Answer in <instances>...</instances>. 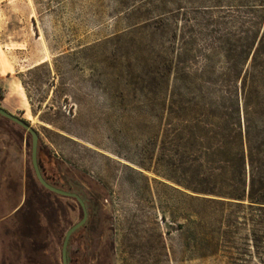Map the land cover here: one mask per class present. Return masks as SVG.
Segmentation results:
<instances>
[{
  "label": "rangeland",
  "instance_id": "1",
  "mask_svg": "<svg viewBox=\"0 0 264 264\" xmlns=\"http://www.w3.org/2000/svg\"><path fill=\"white\" fill-rule=\"evenodd\" d=\"M259 6L0 0V109L37 134L42 165L87 210L68 264H264V212L188 199L163 178V66L187 48L195 70L227 33L260 37ZM81 218L37 183L30 137L0 117V264H61Z\"/></svg>",
  "mask_w": 264,
  "mask_h": 264
},
{
  "label": "trees",
  "instance_id": "2",
  "mask_svg": "<svg viewBox=\"0 0 264 264\" xmlns=\"http://www.w3.org/2000/svg\"><path fill=\"white\" fill-rule=\"evenodd\" d=\"M217 42L202 49L195 70L187 48L183 61L176 56L163 66V178L188 199L264 212V28L260 37L227 33ZM37 159L44 181L59 189Z\"/></svg>",
  "mask_w": 264,
  "mask_h": 264
},
{
  "label": "water",
  "instance_id": "3",
  "mask_svg": "<svg viewBox=\"0 0 264 264\" xmlns=\"http://www.w3.org/2000/svg\"><path fill=\"white\" fill-rule=\"evenodd\" d=\"M0 117L2 119L6 120L7 122L15 125L16 127L20 128L22 131H24L30 137V162H31V167H32L34 177H35L37 183L44 190H46L47 192H49L55 196L74 201L78 205V207L81 211V215H82L81 220L77 224L72 226L66 232L64 239H63L62 247H61V264H68L67 248H68L69 240L75 232H77L79 229H81L85 225L86 220H87V210H86L85 204L78 195L63 191V190L58 189L56 187H52L44 181V179L40 173V169H39V165H38V159H37L38 137H37V134L30 128V126L26 122L19 119L18 117L11 115L2 109H0Z\"/></svg>",
  "mask_w": 264,
  "mask_h": 264
},
{
  "label": "built area",
  "instance_id": "4",
  "mask_svg": "<svg viewBox=\"0 0 264 264\" xmlns=\"http://www.w3.org/2000/svg\"><path fill=\"white\" fill-rule=\"evenodd\" d=\"M0 95H2V94H1V91H0Z\"/></svg>",
  "mask_w": 264,
  "mask_h": 264
},
{
  "label": "crops",
  "instance_id": "5",
  "mask_svg": "<svg viewBox=\"0 0 264 264\" xmlns=\"http://www.w3.org/2000/svg\"><path fill=\"white\" fill-rule=\"evenodd\" d=\"M14 108H16V107H14Z\"/></svg>",
  "mask_w": 264,
  "mask_h": 264
}]
</instances>
